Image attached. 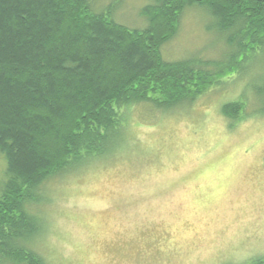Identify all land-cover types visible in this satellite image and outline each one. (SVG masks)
Returning <instances> with one entry per match:
<instances>
[{"label": "trees", "instance_id": "1", "mask_svg": "<svg viewBox=\"0 0 264 264\" xmlns=\"http://www.w3.org/2000/svg\"><path fill=\"white\" fill-rule=\"evenodd\" d=\"M96 6L0 0V264H50L37 247L46 185L124 151L134 107L192 106L264 57V0H148L143 27L119 23L114 4ZM192 8L208 12L223 57L167 62L162 49ZM254 89L264 113V83ZM248 110L241 100L222 115L238 124Z\"/></svg>", "mask_w": 264, "mask_h": 264}, {"label": "rangeland", "instance_id": "2", "mask_svg": "<svg viewBox=\"0 0 264 264\" xmlns=\"http://www.w3.org/2000/svg\"><path fill=\"white\" fill-rule=\"evenodd\" d=\"M115 5L117 21L143 27L148 0ZM208 12H184L163 49L167 62L223 57ZM264 57L251 56L234 79L194 105L129 113L125 150L46 186L37 242L50 264H251L264 257V113L255 87ZM249 103L238 124L224 105ZM244 116V115H243ZM4 167L0 157V173Z\"/></svg>", "mask_w": 264, "mask_h": 264}]
</instances>
